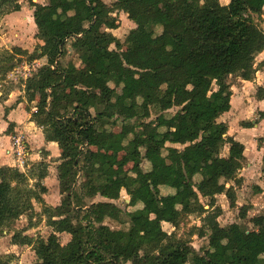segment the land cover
Here are the masks:
<instances>
[{
    "label": "trees",
    "instance_id": "trees-1",
    "mask_svg": "<svg viewBox=\"0 0 264 264\" xmlns=\"http://www.w3.org/2000/svg\"><path fill=\"white\" fill-rule=\"evenodd\" d=\"M27 1L40 52L17 46L0 52V82L20 56L45 58L21 84L30 120L59 149L61 198L55 206L44 203V162L31 174L37 179L32 186L28 174L0 166V236L20 216L31 219L39 203L51 228L47 238L22 232L10 238L33 247L35 264H264V229L221 226L222 208L215 205L219 194L233 200L241 183L244 145L218 118L230 109L229 76L254 77V60L264 49V0ZM20 7L18 0H0V17ZM119 10L135 24L124 40L102 29L118 27L110 13ZM67 45L80 67L63 63ZM263 94L258 88L256 96ZM173 107V114L162 113ZM151 108L161 113L146 122ZM257 115L264 119V111ZM122 190L136 207L126 221L112 202ZM96 195L109 200L86 201ZM200 198L208 199V208ZM190 214L202 216L198 235L208 239L202 254L162 229V222L176 226ZM106 218L127 228H111ZM252 221L264 226V214ZM61 233L70 235L64 244ZM251 238L258 247L249 263ZM10 259L0 257V264Z\"/></svg>",
    "mask_w": 264,
    "mask_h": 264
},
{
    "label": "rangeland",
    "instance_id": "rangeland-1",
    "mask_svg": "<svg viewBox=\"0 0 264 264\" xmlns=\"http://www.w3.org/2000/svg\"><path fill=\"white\" fill-rule=\"evenodd\" d=\"M44 0H33V2H43ZM228 0H219L221 4H224ZM45 2V1H44ZM105 3L109 4V6H113L112 0H104ZM21 5L23 8L20 10L19 14L0 17V52L3 50H10L14 46H20L21 48H25L30 52L36 51L39 54V45L42 44V41L35 37L36 31L33 30V27L30 25L29 17L30 10H32L31 5L27 0H22ZM29 12V13H28ZM110 16L114 18L116 29L108 30L102 28L107 32H112L115 36L120 38V40H124L126 34L132 28V24H134L131 20L127 18V15L122 11H114L110 13ZM262 25V24H261ZM135 27V24L133 25ZM154 33L158 34L161 31L159 26H155L153 28ZM18 63L15 64L14 68L7 73L5 82H2V89L9 90L13 92L14 98H18L19 96H23L21 83L23 80L30 75L34 70V68H38L42 64L45 63V58L38 59L37 63H35L34 68L33 64H30L31 61L26 59V56H20ZM68 61L74 62L78 67L81 66L80 59L78 60L75 52L72 48L67 45V54L63 59V63H67ZM31 65V66H30ZM183 77H186V74H183ZM234 78H229L232 81ZM119 90V89H118ZM256 91V90H255ZM252 94V91H251ZM1 99V97H0ZM36 101L28 104L29 106H34ZM27 105V104H26ZM235 107V103H234ZM178 107H173L168 110L163 111L162 113L166 116L173 114ZM238 110V109H237ZM161 112L157 109H150V116L145 119V121H150L155 119L157 115ZM238 114L241 115V112L238 110ZM250 116V111H249ZM257 117V113L255 114ZM241 117L237 116L234 113H229L222 115L219 120L224 121L228 126V134L237 135L239 137H243V140L246 141V150L247 154L250 153L256 154V148L258 145L263 149L264 152V133L262 135H251L250 130L248 128H242ZM7 128V127H6ZM119 126L113 127V131H118ZM242 129V130H241ZM5 134L9 135L10 142L13 141L15 137H21L29 148V153H38L41 156V161H37V163L31 165L30 155L28 157V161L25 164V168L23 165H19L17 161L13 159L12 167L15 169L28 174L29 177L31 174H36L35 169L39 162H44L47 166H52L51 163H48V157L45 154L44 148H36V145L33 140H29L27 131H13L12 124L10 129ZM256 134V133H255ZM249 139V140H248ZM254 144V145H253ZM169 145V143H167ZM179 147V145H175ZM55 148L56 145H55ZM224 150V153H226ZM251 163L248 164L247 161H243V167L239 171L238 175L241 177V183L235 187V198L233 200L227 198L225 195L220 194L215 197V205L220 206L222 208V212L220 216L217 218L218 223L221 226L229 225L233 222H239L244 225L248 230H257L259 232H263L264 226L263 222L257 221L255 223L252 221V218L258 217L264 214V175L261 172V167H259L258 158L250 157ZM57 160L51 159L50 162H56ZM54 165V164H53ZM141 167L143 170L149 169V164L143 159L141 161ZM33 168V170H32ZM54 169V168H53ZM37 179L32 177L29 178L28 184L30 186L34 185ZM83 179L79 178V183H82ZM42 184L47 187V191L43 194L44 203L47 206H55L60 203V194H59V186L58 182H55L54 176H48V178L44 181L41 180ZM78 183V184H79ZM161 193H165V189L161 190ZM109 199L103 198L99 195H96L93 198H87L86 201L88 203L98 202V201H107ZM129 196L127 193L122 190L117 199L112 200L122 211L123 220H127V213L133 211L136 207L128 206ZM111 201V200H110ZM200 202L204 204V208H208V199L200 198ZM42 205L39 203H34V211L31 213V219L27 215L20 216L15 222H13L10 229H5L0 236V257L4 259H10V264H35L37 261L33 247L31 245H17L13 244L10 241L11 235L13 232H22L23 235L29 236L32 240H36L37 238H47V236L51 233V228L46 224V217L42 213ZM243 214V216H242ZM202 216L198 214H190L185 215L181 218L178 225L173 226L167 222H162V229L168 233H174L176 238L185 241L189 245L192 246L194 250L199 253H203L208 248V239L207 235L199 236V228L201 227V219ZM104 223L106 225L111 226V228L119 229V228H127L126 223H121L119 221L105 219ZM174 230V231H173ZM5 232V233H4ZM70 238V235L67 233L59 234L60 241L64 244ZM249 244L253 250V255L249 259V263L252 262L254 258V253L257 250V241L253 238L249 240ZM126 264H141V260L127 262Z\"/></svg>",
    "mask_w": 264,
    "mask_h": 264
},
{
    "label": "crops",
    "instance_id": "crops-1",
    "mask_svg": "<svg viewBox=\"0 0 264 264\" xmlns=\"http://www.w3.org/2000/svg\"><path fill=\"white\" fill-rule=\"evenodd\" d=\"M31 1L33 2V0ZM44 1L40 3H45ZM18 2L20 3V6H21L20 10H21L23 8V6L21 5L22 0H18ZM228 2L229 0L225 2L224 4H227ZM31 8L32 10H30L29 21L31 22L30 25L33 27V30L37 32L36 26L33 21V7L31 6ZM20 10L13 11L4 16L10 17L11 15L19 14ZM263 11H264V5H263ZM262 18L264 20V15H262ZM261 24L264 30V21ZM133 25L134 24H132V28L134 27ZM17 47H20V46H17ZM22 49L26 50L25 48H22ZM27 52L31 53L30 50H28ZM38 52H40V50ZM42 58H39V59H42ZM37 60L38 59L32 60L30 64L37 63ZM254 68L256 70H255L254 77L251 80H243L237 76H232V75L229 76L230 79L234 78L231 81L232 95L230 98V109L227 112L222 114V115H225L229 113H234L237 116L242 118L241 122L250 121L253 124L252 127L243 126L242 128H248V130H250L251 132L250 134L253 136L257 135V133L258 135H262V133H264V119L258 120V115L257 117L255 116V114L256 113L258 114L259 111H264V94L262 95V97L256 96V91L258 88L264 89V49L256 56L254 60ZM2 82L4 83L5 80L0 82V97H1L0 99V166L2 165L12 166V163H13V156L9 152L10 147H11L10 137L9 135L4 133L5 130L7 129L6 127H8V124L11 123L13 127V131H23V130L27 131L26 134L29 135L28 136L29 140L34 141L36 148L45 149V152H47L46 155L48 157V161L46 162L51 163L53 167L48 166V174L44 178V181L48 178L49 175L50 176L52 175L55 177V182H56L57 181L56 166L60 162L58 159L59 149L57 147V144L55 142L44 140L41 128L36 126L35 123L30 120V113H28L25 109L27 103L24 97L19 96L18 98L15 99L14 96H12L13 95L12 91H9V90L6 91L2 89ZM21 86L23 87L22 84ZM251 91H252V94H251ZM20 93H23V89H22V92ZM234 103H235V107H234ZM237 109L241 112V115L238 114ZM32 110H34V108H32ZM249 111H250V116L248 114ZM227 135L233 136L234 139L240 141L244 145V151H243L244 160L243 161H247V163L250 164L251 163L250 157H256L258 158L259 167H261V159H262V155L264 152H263V149L259 145H258V148L255 149L256 154L249 152V155H248L247 150H246L247 140L244 141L243 137H239L240 135L238 136L237 133H235V135L227 133ZM55 145L57 148H55ZM51 159H54L57 161L50 162ZM30 160H31L30 161L31 165H33L37 163V161H41V156L37 152L31 153ZM242 167H243V163H242Z\"/></svg>",
    "mask_w": 264,
    "mask_h": 264
},
{
    "label": "built area",
    "instance_id": "built-area-1",
    "mask_svg": "<svg viewBox=\"0 0 264 264\" xmlns=\"http://www.w3.org/2000/svg\"><path fill=\"white\" fill-rule=\"evenodd\" d=\"M32 64L34 68L35 63ZM9 152L13 156V159L17 161L19 165H23V167L25 166L30 153L29 148L27 147V143L21 137L18 136L13 139Z\"/></svg>",
    "mask_w": 264,
    "mask_h": 264
}]
</instances>
